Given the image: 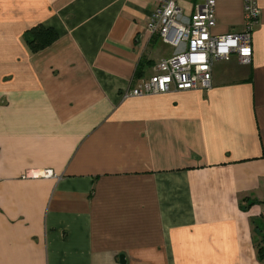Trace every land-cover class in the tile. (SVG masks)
<instances>
[{
	"label": "crops",
	"instance_id": "1",
	"mask_svg": "<svg viewBox=\"0 0 264 264\" xmlns=\"http://www.w3.org/2000/svg\"><path fill=\"white\" fill-rule=\"evenodd\" d=\"M157 1L0 0V264H264V0L249 63L123 96L173 53ZM215 19L242 31L243 0Z\"/></svg>",
	"mask_w": 264,
	"mask_h": 264
},
{
	"label": "built area",
	"instance_id": "2",
	"mask_svg": "<svg viewBox=\"0 0 264 264\" xmlns=\"http://www.w3.org/2000/svg\"><path fill=\"white\" fill-rule=\"evenodd\" d=\"M216 0H158L149 15L147 30L173 49L171 56L154 65V72L137 81L123 96H143L212 86L215 60L235 53L241 63L252 57L251 33L258 24L257 0H243V29L215 35ZM27 173H25L26 175ZM43 174L52 175L44 172Z\"/></svg>",
	"mask_w": 264,
	"mask_h": 264
},
{
	"label": "trees",
	"instance_id": "3",
	"mask_svg": "<svg viewBox=\"0 0 264 264\" xmlns=\"http://www.w3.org/2000/svg\"><path fill=\"white\" fill-rule=\"evenodd\" d=\"M57 38L58 34L52 27L37 24L27 30L25 39L31 52H37L51 45ZM136 76L140 77L141 71L137 70ZM260 252L259 257L261 258Z\"/></svg>",
	"mask_w": 264,
	"mask_h": 264
}]
</instances>
